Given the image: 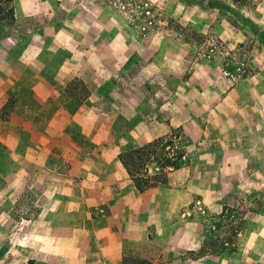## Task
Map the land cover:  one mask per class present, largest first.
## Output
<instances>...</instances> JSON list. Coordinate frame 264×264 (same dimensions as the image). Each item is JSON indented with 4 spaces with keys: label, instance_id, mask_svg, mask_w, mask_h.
Returning <instances> with one entry per match:
<instances>
[{
    "label": "rangeland",
    "instance_id": "374dc122",
    "mask_svg": "<svg viewBox=\"0 0 264 264\" xmlns=\"http://www.w3.org/2000/svg\"><path fill=\"white\" fill-rule=\"evenodd\" d=\"M0 264H264V0H0Z\"/></svg>",
    "mask_w": 264,
    "mask_h": 264
},
{
    "label": "trees",
    "instance_id": "16d2710c",
    "mask_svg": "<svg viewBox=\"0 0 264 264\" xmlns=\"http://www.w3.org/2000/svg\"><path fill=\"white\" fill-rule=\"evenodd\" d=\"M148 145L145 144L143 146V148L141 149H145ZM163 153V152H162ZM168 160V158H166V161ZM168 163H171L173 168H177L178 164L175 161H170L168 160ZM136 176H134V182H135V186L139 191H143L149 187L152 186L151 182H147V180H143V178H141V176H139V173L135 174ZM238 229H239V225H234L232 226L231 230H230V234H232L233 236H236V234L238 233ZM225 243V238H220V239H214V240H210L209 242H207L206 240L203 242L201 249L207 250L209 249L211 252H215L216 251V247L220 244H224Z\"/></svg>",
    "mask_w": 264,
    "mask_h": 264
},
{
    "label": "crops",
    "instance_id": "0c3cea01",
    "mask_svg": "<svg viewBox=\"0 0 264 264\" xmlns=\"http://www.w3.org/2000/svg\"><path fill=\"white\" fill-rule=\"evenodd\" d=\"M172 172L173 171H171L169 174H172ZM147 190V191H146ZM145 191H143L142 193L141 192H138V194H137V201L135 202V207H136V205L137 204H139V201L142 199V201H141V203L143 202V206H146L147 204H148V201L151 199V201H154V199L153 198H151V197H148L147 196V193H150V191L151 192H153L154 190H158V188H149V189H146ZM127 192H130V191H127ZM126 192H123V194H125ZM123 198H124V196H123ZM144 200V201H143ZM142 206V207H143ZM131 209H133V208H131Z\"/></svg>",
    "mask_w": 264,
    "mask_h": 264
}]
</instances>
